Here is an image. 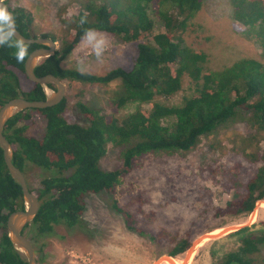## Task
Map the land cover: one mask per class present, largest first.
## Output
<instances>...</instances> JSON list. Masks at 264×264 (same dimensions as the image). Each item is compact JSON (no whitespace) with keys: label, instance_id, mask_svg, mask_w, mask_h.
Wrapping results in <instances>:
<instances>
[{"label":"trees","instance_id":"obj_1","mask_svg":"<svg viewBox=\"0 0 264 264\" xmlns=\"http://www.w3.org/2000/svg\"><path fill=\"white\" fill-rule=\"evenodd\" d=\"M205 1L84 0L77 2L74 15L63 19L64 34L59 38L30 36L33 33L30 13L8 6L15 29L22 36L58 42L55 54L34 69L37 77L53 75L62 82L83 85L109 86L118 82L108 112L78 104L86 121L84 125L66 121L65 99L51 108L20 112L6 123L3 136L12 147V164L23 174L28 164L49 173L37 190L39 211L23 234L33 229L36 234L47 236L57 226L71 229L79 225L84 229L81 223L84 197L115 195L122 179L140 168L146 155L190 153L231 124L247 125L255 134L264 133V0H230L235 31L258 44L261 53L258 59L241 58L219 70L210 69L207 54L187 43L188 33L199 28L195 19ZM91 34L132 44L135 55L131 67L115 68L103 75L63 68L65 58ZM39 47L17 42L9 31L6 15L0 13V109L13 99L45 100L41 86L24 75L26 58ZM22 79L29 83L24 84ZM185 81L192 93L180 105L158 102L181 92ZM135 102L139 108L134 113L124 118L118 116L126 105ZM38 120L44 121L41 136L28 135V128ZM108 146L122 149V166L112 171L100 166ZM262 153L260 165L241 191L227 185L220 193L212 194L213 198L229 194L222 206L213 208L214 219L246 217L257 202L264 200ZM113 207L123 215L129 230L144 234L135 228L132 215L123 212L116 202ZM24 209L21 188L9 176L0 149V264H25L5 230L7 217ZM207 212L205 208L204 213ZM261 225L264 228V223ZM256 227H243L231 233L229 236L239 238V246L218 264H264V257L258 258L264 246V229ZM193 228L194 224L178 240L169 238L172 245L167 251L169 257L187 252L195 235L222 226L207 225L196 233ZM30 242L38 253L32 239ZM36 259L39 264L40 257Z\"/></svg>","mask_w":264,"mask_h":264},{"label":"rangeland","instance_id":"obj_2","mask_svg":"<svg viewBox=\"0 0 264 264\" xmlns=\"http://www.w3.org/2000/svg\"><path fill=\"white\" fill-rule=\"evenodd\" d=\"M82 1L8 0L7 4L30 13L33 19L30 36L53 35L59 38L64 34L63 19L74 15L77 2ZM195 23L199 28L188 33L187 43L207 54L210 69H222L241 58H259L260 46L235 31L230 0H206ZM134 55L132 44H121L113 37L91 34L65 58L62 66L103 75L115 68L129 69ZM63 83L65 119L68 123L80 125L86 121L78 104L108 112L118 88V82L109 86ZM191 93L185 81L181 92L158 102L178 106ZM138 108V103H130L118 116L124 118ZM141 108L148 109V106ZM43 128L44 121L38 120L27 133L39 137ZM254 134L247 125L231 124L218 130L208 141L201 142L190 153L146 155L142 166L122 179L115 195L87 194L84 197L81 222L84 229L79 225L71 229L57 226L47 236L38 235L33 229L24 231V235L34 242L39 264H81L71 257L72 254L86 257L90 261L88 264H218L222 257L239 246V238L229 236L231 233L252 225L264 229L261 225L264 223V200L257 202L254 211L246 217L214 219L212 216L213 208L222 206L229 197L228 193L214 198L212 194L220 193L227 185L241 191L255 167L260 165L264 133L255 134L253 138ZM121 151V148L108 146L100 161L101 168L105 171L120 168ZM24 176L29 189L36 195L41 181L49 173L28 164ZM114 202L123 212L133 216L135 228L142 230L143 235L127 228L123 215L114 209ZM205 208L207 213H204ZM192 224L195 233L207 225L217 224L222 228L195 235L187 252L169 257L167 251L172 246L169 238L180 239ZM207 235L211 238L204 240ZM202 239L204 241L197 244ZM263 257L264 246L258 258Z\"/></svg>","mask_w":264,"mask_h":264},{"label":"water","instance_id":"obj_3","mask_svg":"<svg viewBox=\"0 0 264 264\" xmlns=\"http://www.w3.org/2000/svg\"><path fill=\"white\" fill-rule=\"evenodd\" d=\"M8 0H0V13L6 15L9 31L12 37L21 44L38 45V49L32 51L24 63V75L31 83L38 84L45 94L44 101H27L24 99H13L2 106L0 109V149L3 152V161L9 176L20 186L22 200L25 205L23 211L11 213L6 220L5 230L13 248L22 256L25 264H38L36 253L30 240L22 233L24 228L29 225L39 211V201L27 185L24 174L12 164L13 151L11 145L3 136L6 123L20 112L27 110H43L51 108L64 99L65 85L53 75L37 77L34 69L45 59L53 56L58 49L55 41L49 38H25L14 26L13 14L10 11ZM48 85L54 87L49 88Z\"/></svg>","mask_w":264,"mask_h":264},{"label":"built area","instance_id":"obj_4","mask_svg":"<svg viewBox=\"0 0 264 264\" xmlns=\"http://www.w3.org/2000/svg\"><path fill=\"white\" fill-rule=\"evenodd\" d=\"M71 257H73L75 260H77L81 264H88L87 262H90L88 261V259H86V257L83 258L80 256H74V254H72Z\"/></svg>","mask_w":264,"mask_h":264},{"label":"bare ground","instance_id":"obj_5","mask_svg":"<svg viewBox=\"0 0 264 264\" xmlns=\"http://www.w3.org/2000/svg\"><path fill=\"white\" fill-rule=\"evenodd\" d=\"M211 235H207V236H205L206 237V239H204V240H207V239H210L211 237H210ZM203 239L202 240H200L199 242H197V244H199V243H201L202 241H204ZM196 244V245H197Z\"/></svg>","mask_w":264,"mask_h":264}]
</instances>
